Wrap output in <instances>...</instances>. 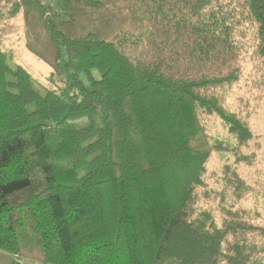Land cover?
I'll return each mask as SVG.
<instances>
[{
  "label": "trees",
  "instance_id": "obj_1",
  "mask_svg": "<svg viewBox=\"0 0 264 264\" xmlns=\"http://www.w3.org/2000/svg\"><path fill=\"white\" fill-rule=\"evenodd\" d=\"M26 1L0 0V17ZM55 14L73 70L61 91L0 47V249L43 264H264L260 192L235 167L255 157L264 0H131L110 39ZM214 152L233 156L219 177Z\"/></svg>",
  "mask_w": 264,
  "mask_h": 264
},
{
  "label": "rangeland",
  "instance_id": "obj_2",
  "mask_svg": "<svg viewBox=\"0 0 264 264\" xmlns=\"http://www.w3.org/2000/svg\"><path fill=\"white\" fill-rule=\"evenodd\" d=\"M131 0H99L90 2L72 0L63 3L61 0H28L20 5L19 10L12 15L0 17V47L8 53V63L20 65L30 74L33 84L39 90L61 91L73 70L64 66V52L58 53V47L51 38V31L43 14L56 12V22L59 29L72 34L95 32L103 39H110L125 23L127 10ZM244 65L249 71L250 62L243 55ZM252 84L251 80L240 82L232 91L230 101L236 103V94H245ZM256 92V91H255ZM255 106L251 109L249 123L255 138L243 152L254 151L255 157L249 163L235 165L238 173L249 185L259 190V210L264 220V95L255 94ZM252 95V97H253ZM253 100L250 97V101ZM210 134L214 137H228L219 120L209 124ZM233 162V156L228 153L214 152L207 162L208 170L220 176L221 168L226 162ZM216 185L215 187H219ZM221 187V186H220ZM253 188V189H254ZM220 189V188H218ZM253 200V198L251 199ZM201 203L205 204L206 200ZM216 216L217 210L214 211ZM0 264H43L30 259L18 257L0 249Z\"/></svg>",
  "mask_w": 264,
  "mask_h": 264
}]
</instances>
